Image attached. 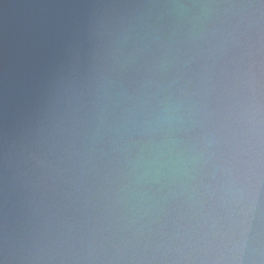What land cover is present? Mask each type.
Masks as SVG:
<instances>
[{"label":"clouds","instance_id":"obj_1","mask_svg":"<svg viewBox=\"0 0 264 264\" xmlns=\"http://www.w3.org/2000/svg\"><path fill=\"white\" fill-rule=\"evenodd\" d=\"M74 7L0 107V264H264V0Z\"/></svg>","mask_w":264,"mask_h":264},{"label":"water","instance_id":"obj_2","mask_svg":"<svg viewBox=\"0 0 264 264\" xmlns=\"http://www.w3.org/2000/svg\"><path fill=\"white\" fill-rule=\"evenodd\" d=\"M82 13L74 0H0V107L35 99Z\"/></svg>","mask_w":264,"mask_h":264}]
</instances>
